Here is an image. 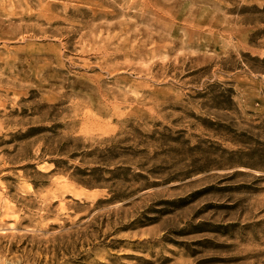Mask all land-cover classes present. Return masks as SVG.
<instances>
[{
  "label": "rangeland",
  "instance_id": "1",
  "mask_svg": "<svg viewBox=\"0 0 264 264\" xmlns=\"http://www.w3.org/2000/svg\"><path fill=\"white\" fill-rule=\"evenodd\" d=\"M0 264H264V0H0Z\"/></svg>",
  "mask_w": 264,
  "mask_h": 264
}]
</instances>
